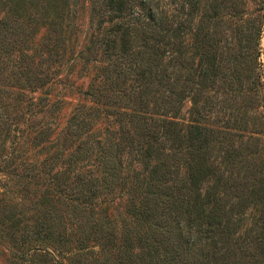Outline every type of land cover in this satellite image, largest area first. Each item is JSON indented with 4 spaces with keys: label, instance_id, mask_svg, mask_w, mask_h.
Returning a JSON list of instances; mask_svg holds the SVG:
<instances>
[{
    "label": "trees",
    "instance_id": "obj_1",
    "mask_svg": "<svg viewBox=\"0 0 264 264\" xmlns=\"http://www.w3.org/2000/svg\"><path fill=\"white\" fill-rule=\"evenodd\" d=\"M183 1L174 26L159 1L89 0L91 19L98 18L102 29L98 41L113 61L102 86L82 95L105 97L121 111L102 117L98 108H75L66 140L45 160L40 218L25 240L35 243L28 256L38 255L45 264H264V159L254 189L249 135V126L258 123L250 112L264 82L258 43L253 49L241 46L252 37L258 41L262 27H255L251 39L238 30L233 52L232 39L224 40L225 31L218 30L232 18L223 1H215L213 13H204L197 27L201 0ZM0 4V54L13 58L15 84L25 82L35 92L55 83L57 69L69 63L65 35L72 31L77 0ZM136 7L141 13L127 19L125 12ZM45 21L54 32V39L45 38V58L34 60L42 57L39 48L24 56ZM105 23L112 24L110 30H103ZM4 93L0 88V136L16 131ZM102 118H111L112 125L94 134V122ZM120 199L126 210L118 221L109 211ZM254 200L260 206L255 254Z\"/></svg>",
    "mask_w": 264,
    "mask_h": 264
},
{
    "label": "rangeland",
    "instance_id": "obj_2",
    "mask_svg": "<svg viewBox=\"0 0 264 264\" xmlns=\"http://www.w3.org/2000/svg\"><path fill=\"white\" fill-rule=\"evenodd\" d=\"M153 1H159L161 5H164L168 14L173 16L175 26L178 23V15H181V6L184 5V1L175 0L172 4H168L167 0ZM215 1L217 0H201L199 11L194 14V27H197L204 13L206 15L213 13L211 5L215 6ZM221 1H223L222 5L226 13L232 18L227 16L225 20L228 26H225L224 22L223 24L220 23L218 30L225 31L224 34L227 36L224 40L232 39L233 52L238 49L236 41L233 40L238 30L242 29L244 35L245 33L248 34V39H251V33L253 30L255 31V27H262L258 41L252 37L250 41L244 40L241 46L246 45L245 49H253L258 43L259 57L257 62L260 64L259 71L263 75L264 82V20L262 18L264 3L262 0ZM1 9L0 4V13H2ZM74 9L76 14L75 16L71 15L74 16L72 31H68L65 35L67 41L66 60H69V63L57 69L58 75L55 83L35 92L31 91L30 88H25V82L21 83L24 86H17L12 77L13 58L9 57L10 54L8 55V53L0 54V88L6 92L3 94L4 97H7L6 104H11L9 107L11 115L16 116L13 122L16 131L9 133L8 136L4 134L0 136V264H45L38 255L31 257L26 254L27 249L33 248L35 243L29 244L25 240L27 236L32 237L34 235V225L36 224L34 220L40 218L41 208L39 206L41 205L39 201L44 189L42 185L45 160L58 151L57 149L54 150V147L57 148L66 140L69 120L75 108L80 105L98 108L102 117L107 111H121L119 106L108 104L105 97H97L92 100L86 99L82 95L86 90H96L99 85L102 86L104 69L113 60H110L107 54L102 51L101 41H98V33L102 29H98V18L93 21L91 19L89 0H77V6ZM224 9L221 11V16L225 14ZM183 10L186 14L188 6ZM135 12L141 13L139 7L134 8L133 11L127 10L125 17L132 19L133 16H129V14ZM48 23L49 21H45L38 25L34 38L26 45L27 49H23L24 56L32 57L34 55L33 49L39 48L42 57L38 55L34 60L45 58L43 48L46 39H54L53 29ZM205 23L210 27V30L214 29L211 22ZM103 27L104 31L110 30L112 24L105 23ZM185 41L186 43L190 42V36H187ZM89 46L91 51L88 52ZM19 56L21 55L19 54ZM248 60L247 57L243 65V73L246 77L249 75ZM245 85L247 86L248 82H245ZM124 87L126 86L124 85ZM103 93L104 95L112 94L104 89ZM18 95V106L17 109H14L12 103ZM254 106L256 109L250 112V116L251 118L256 116L254 120H257L258 123L249 126V135L253 143L251 154L252 187L255 189L258 180V167L261 159H264V92L256 97ZM188 109L189 104L187 103L182 113L183 116H186ZM48 117L49 120L47 121ZM111 122V118L97 120L94 122L93 133L103 135L105 130L111 127ZM260 127H263L261 133L259 132ZM48 128L50 134L45 135L44 132ZM261 149L262 155L260 157ZM69 154L67 153V156ZM10 157H13L11 161H9ZM33 176L35 178H32ZM110 208L109 212L116 216V220L121 221L124 218L126 210L124 199L117 200ZM259 209L257 200H254L250 217L253 227L251 250L254 254L257 252L256 236L258 235Z\"/></svg>",
    "mask_w": 264,
    "mask_h": 264
}]
</instances>
